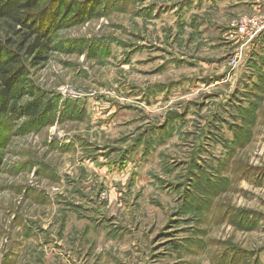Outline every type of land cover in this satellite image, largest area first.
<instances>
[{"label": "rangeland", "instance_id": "rangeland-1", "mask_svg": "<svg viewBox=\"0 0 264 264\" xmlns=\"http://www.w3.org/2000/svg\"><path fill=\"white\" fill-rule=\"evenodd\" d=\"M259 14L100 0L57 30L31 72L55 112L0 132V264H264V30L240 28Z\"/></svg>", "mask_w": 264, "mask_h": 264}, {"label": "trees", "instance_id": "trees-1", "mask_svg": "<svg viewBox=\"0 0 264 264\" xmlns=\"http://www.w3.org/2000/svg\"><path fill=\"white\" fill-rule=\"evenodd\" d=\"M91 2L85 6L78 0H0V132L11 121L35 123L46 113L55 112L31 79V72L49 58L57 30L68 21L75 25L96 15L100 0ZM256 70L258 79L253 88L263 93L264 56ZM255 108L245 110L250 120H246L243 108L238 109L243 123L232 144H241L248 137L244 126L252 123Z\"/></svg>", "mask_w": 264, "mask_h": 264}, {"label": "built area", "instance_id": "built-area-1", "mask_svg": "<svg viewBox=\"0 0 264 264\" xmlns=\"http://www.w3.org/2000/svg\"><path fill=\"white\" fill-rule=\"evenodd\" d=\"M241 30L247 32L250 38L255 37L259 32L264 30V16L259 14L258 16L244 18L240 21ZM246 28H249L246 30Z\"/></svg>", "mask_w": 264, "mask_h": 264}, {"label": "crops", "instance_id": "crops-1", "mask_svg": "<svg viewBox=\"0 0 264 264\" xmlns=\"http://www.w3.org/2000/svg\"><path fill=\"white\" fill-rule=\"evenodd\" d=\"M198 1H202V0H198ZM263 48H264V47H263ZM263 48H261V50H263ZM262 53H263V51H262ZM77 256H79L78 259H77V260H78L77 262H80V260H81V256H80V254H77ZM67 257H68V256H67ZM64 260H65V261H64ZM75 260H76V259H74V258H71V257L69 258V257H68L67 259H63L62 262L59 263V264H74V262H76Z\"/></svg>", "mask_w": 264, "mask_h": 264}]
</instances>
